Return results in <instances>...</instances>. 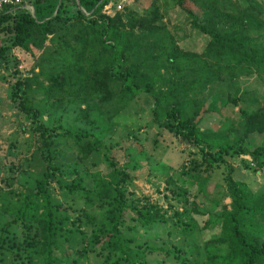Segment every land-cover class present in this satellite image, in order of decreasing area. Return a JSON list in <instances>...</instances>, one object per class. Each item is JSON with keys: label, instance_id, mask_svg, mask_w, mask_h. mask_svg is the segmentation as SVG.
Wrapping results in <instances>:
<instances>
[{"label": "trees", "instance_id": "obj_1", "mask_svg": "<svg viewBox=\"0 0 264 264\" xmlns=\"http://www.w3.org/2000/svg\"><path fill=\"white\" fill-rule=\"evenodd\" d=\"M78 1L23 0L0 10L1 64L13 49L32 56L50 49L58 66L47 78L56 89L51 99L27 104L23 80L12 86V99L40 147L28 187L16 194L6 181L9 189L0 190V264H90V256L99 264H149V255L187 262L182 248L142 241L139 229L157 227L169 237L172 231L162 225L171 223L191 233V213H198L199 205L189 203L188 192L177 186L169 190L179 207L169 204L163 210L146 196L137 197L129 190L131 174L114 155L119 142L104 139L112 133L114 118L139 92L153 99L151 123L196 149L197 158L190 160L184 175L205 185L224 169V195L230 202L205 224L219 232L203 243L204 264H264V191L236 180L227 162L228 157L248 155L251 160L242 159L244 167H264V143L247 145L250 132L257 130L254 124L264 129V95L242 89L232 96L227 91L237 120L226 118L217 130L203 129L204 104L223 83L230 89L234 73L180 47L163 20L167 6L174 5L193 30L209 38V52L218 49L243 75L252 70L264 80V24L255 28L251 21L254 16L263 20L264 9L255 0H237L240 20L229 22L228 15L197 7L200 0H151L153 7L142 13L132 2L121 10L113 7L109 14L102 9L115 0ZM88 38L108 58L105 71L88 67L78 55ZM159 60L175 85L162 97L137 76L151 75ZM68 103L78 104L85 125L70 129L50 124L53 112ZM125 135L131 144L137 142L133 133ZM64 145L74 154L68 171L59 160Z\"/></svg>", "mask_w": 264, "mask_h": 264}, {"label": "rangeland", "instance_id": "obj_2", "mask_svg": "<svg viewBox=\"0 0 264 264\" xmlns=\"http://www.w3.org/2000/svg\"><path fill=\"white\" fill-rule=\"evenodd\" d=\"M255 1L264 9V0ZM132 2L140 13L144 9L153 7L151 0H128L124 4ZM232 4L234 9L231 11ZM198 5L197 7L209 9L218 15L219 13L222 16L228 15L229 22L233 18L234 22L240 20L236 10L237 0L231 1V4H226L222 0H200ZM135 9L132 11L136 12ZM166 11L163 17L164 23L174 34L180 47L203 54L210 63L217 64L225 72L234 73V82L230 89H227L223 83L209 95L204 104L205 112L200 126L203 129L217 130L226 118L237 120V108L227 101V91L232 96L237 95L242 89L264 95V80L258 78L257 73H252V70L247 72L249 74L243 75L241 68L235 67L231 58L224 59L218 49L213 53L209 52V38L193 30L187 23L184 13L177 7L169 4ZM251 21L255 28H260L264 24V18L262 20L257 16L252 17ZM58 49L60 50V47ZM78 55H81L88 67L90 65L100 67L105 71L108 58L106 60L101 56L96 42L91 38L85 40ZM54 61L56 60L50 49L43 53L36 52L33 56L19 49H13L7 54L5 63H0V190L9 189L6 181L11 182L10 187L16 194L28 187L38 163L37 150L40 147L36 137L29 132L27 122L21 117L17 109V101L12 99V86L18 78L23 80L21 88L27 104L37 99L53 98L56 89L48 83L47 78L58 67L55 68ZM152 70L151 75L139 72L137 76L149 81L153 85V93L162 97L175 86L173 79L162 60L153 63ZM152 108L153 99L148 94L139 92L114 118L112 133H107L104 139L108 143L119 142L121 148H116L114 155L119 160L120 166L131 174L132 182L129 190L137 197L146 196L151 202L160 205L163 210H167L169 204L179 207L169 190L170 187L177 186L188 192L185 197L189 203L199 205L198 213H191V223L194 226L191 233L179 231L174 229L171 223H165L162 227L169 228L173 233L172 236L168 237L166 233L160 235V229L157 227L141 228L139 229L141 240L153 245L163 244L168 248H172V245L180 247L187 254L185 264H204L203 243L219 232V228L208 227L205 224L209 219L217 217L223 211L222 207L230 202V199L224 195V169H218L217 173L212 175V180L205 185L202 179L191 181L183 172L190 166V160L197 158L194 153L196 149L176 139L168 131H161L153 125ZM50 124L73 129L86 123L79 116L78 104L68 103L65 108L53 112ZM254 128L257 130H252L247 138V145L250 147L264 143L262 125L254 124ZM234 129L238 131V127L234 126ZM127 133H133L137 142L131 144L125 135ZM57 141L60 142L57 148L62 147L63 142L59 139ZM242 159L251 160L248 155L227 158L228 165L233 168L232 176L236 180L246 182L254 191H264V167L257 171L246 168ZM59 160L64 165L65 171L71 168L74 154L67 145L61 149ZM80 167L85 171L83 166ZM103 168L104 165L101 166L102 173ZM86 179L87 184L91 183V177ZM260 234L264 236V224L260 227ZM147 259L149 264H182L174 258L158 255H149ZM90 264H99V260L90 256Z\"/></svg>", "mask_w": 264, "mask_h": 264}, {"label": "built area", "instance_id": "obj_3", "mask_svg": "<svg viewBox=\"0 0 264 264\" xmlns=\"http://www.w3.org/2000/svg\"><path fill=\"white\" fill-rule=\"evenodd\" d=\"M22 1L23 0H0V10L6 6L14 7L20 5ZM125 2H128V0L110 1L103 7L102 12L109 14L113 7L115 8V10H121Z\"/></svg>", "mask_w": 264, "mask_h": 264}, {"label": "water", "instance_id": "obj_4", "mask_svg": "<svg viewBox=\"0 0 264 264\" xmlns=\"http://www.w3.org/2000/svg\"><path fill=\"white\" fill-rule=\"evenodd\" d=\"M77 4H79V1L77 0Z\"/></svg>", "mask_w": 264, "mask_h": 264}]
</instances>
